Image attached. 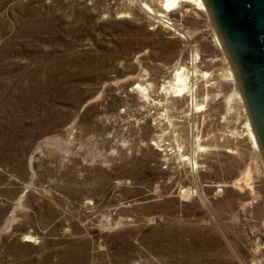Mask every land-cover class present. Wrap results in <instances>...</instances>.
Returning <instances> with one entry per match:
<instances>
[{
	"label": "rangeland",
	"instance_id": "374dc122",
	"mask_svg": "<svg viewBox=\"0 0 264 264\" xmlns=\"http://www.w3.org/2000/svg\"><path fill=\"white\" fill-rule=\"evenodd\" d=\"M161 4L0 0V264H264L234 68L208 10Z\"/></svg>",
	"mask_w": 264,
	"mask_h": 264
},
{
	"label": "water",
	"instance_id": "95a60500",
	"mask_svg": "<svg viewBox=\"0 0 264 264\" xmlns=\"http://www.w3.org/2000/svg\"><path fill=\"white\" fill-rule=\"evenodd\" d=\"M264 158V0H204Z\"/></svg>",
	"mask_w": 264,
	"mask_h": 264
},
{
	"label": "bare ground",
	"instance_id": "6f19581e",
	"mask_svg": "<svg viewBox=\"0 0 264 264\" xmlns=\"http://www.w3.org/2000/svg\"><path fill=\"white\" fill-rule=\"evenodd\" d=\"M184 4H190V5L196 6L197 9L201 10V11L207 12V10H208L204 0H162V4H161L162 10L159 11L158 15L161 18H168L169 13H172L175 10L180 9ZM146 9L149 13L154 14V11L152 8L146 6ZM217 41H219V40L217 39ZM219 44H220V41H219ZM228 77H230L232 79H234V77H235L237 79V74H236V72H235V74L233 72H230L228 74ZM189 84H190V81H189V77L185 74V68L180 67V68H178V70H176V72L174 74V78H173V83L171 84V86H169V89H171V91L175 94L176 97H181L188 92ZM140 89L145 93L147 91V89H144L141 86H140ZM240 90H241V88H240ZM238 97L241 98L240 93H238ZM247 132H248L247 133L248 136H250V138L252 140L254 149H256L258 151L261 150L260 145L256 139L254 129L252 127L251 122L248 123V125H247Z\"/></svg>",
	"mask_w": 264,
	"mask_h": 264
},
{
	"label": "built area",
	"instance_id": "2783aa9c",
	"mask_svg": "<svg viewBox=\"0 0 264 264\" xmlns=\"http://www.w3.org/2000/svg\"><path fill=\"white\" fill-rule=\"evenodd\" d=\"M165 22L167 23V25H172V23L167 20H165Z\"/></svg>",
	"mask_w": 264,
	"mask_h": 264
}]
</instances>
